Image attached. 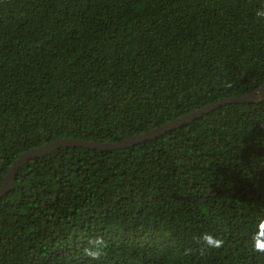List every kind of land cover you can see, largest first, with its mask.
Instances as JSON below:
<instances>
[{
    "label": "trees",
    "instance_id": "trees-1",
    "mask_svg": "<svg viewBox=\"0 0 264 264\" xmlns=\"http://www.w3.org/2000/svg\"><path fill=\"white\" fill-rule=\"evenodd\" d=\"M258 11L264 0H0V187L33 148L121 142L262 87ZM260 247L264 100L129 148H58L0 196V264H264Z\"/></svg>",
    "mask_w": 264,
    "mask_h": 264
},
{
    "label": "water",
    "instance_id": "water-1",
    "mask_svg": "<svg viewBox=\"0 0 264 264\" xmlns=\"http://www.w3.org/2000/svg\"><path fill=\"white\" fill-rule=\"evenodd\" d=\"M264 100V85L254 92L243 95L240 97H230L220 100L218 102L209 104L201 109L193 111L189 114H186L180 118H177L173 121L168 122L160 127L152 129L148 132L141 133L138 135L131 136L121 142H112V143H100L96 141H87L83 139H74V138H64L57 139L45 145L33 148L29 151L22 153L10 166L8 169L4 181L0 187V196L8 193L13 189L16 181V176L19 173L20 169L23 168L30 160L36 159L40 156L47 155L58 148L61 147H71L78 146L89 149H98V150H116L129 148L134 145L155 139L160 137L169 131H172L176 128L187 125L188 123L201 118L205 114L218 109L221 106L227 104H242V103H260Z\"/></svg>",
    "mask_w": 264,
    "mask_h": 264
},
{
    "label": "clouds",
    "instance_id": "clouds-1",
    "mask_svg": "<svg viewBox=\"0 0 264 264\" xmlns=\"http://www.w3.org/2000/svg\"><path fill=\"white\" fill-rule=\"evenodd\" d=\"M257 16L264 18V11H258ZM222 241H217L214 246H221ZM104 246L102 239H97L95 241L94 248L85 249V255L89 256L92 259H98L101 255V248ZM258 251L264 252V247L257 248Z\"/></svg>",
    "mask_w": 264,
    "mask_h": 264
}]
</instances>
